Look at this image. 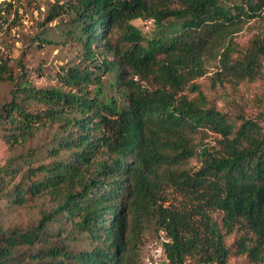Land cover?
Wrapping results in <instances>:
<instances>
[{
  "label": "trees",
  "instance_id": "1",
  "mask_svg": "<svg viewBox=\"0 0 264 264\" xmlns=\"http://www.w3.org/2000/svg\"><path fill=\"white\" fill-rule=\"evenodd\" d=\"M12 3L0 0V22ZM61 15L80 52L57 84L14 77L0 57V81L14 85L4 142L52 133L0 164V199L55 204L26 229L0 224V264H140L149 228L164 238L162 264H263L264 109L234 116L212 92L264 82V0H52L47 20ZM246 27L257 30L242 44ZM40 150L49 160L35 164Z\"/></svg>",
  "mask_w": 264,
  "mask_h": 264
},
{
  "label": "rangeland",
  "instance_id": "2",
  "mask_svg": "<svg viewBox=\"0 0 264 264\" xmlns=\"http://www.w3.org/2000/svg\"><path fill=\"white\" fill-rule=\"evenodd\" d=\"M52 0H13L12 7L6 16L5 21L0 22V57L6 61L14 77H19L25 73L30 80L37 86H49L58 83L56 77L60 67L74 62L78 59L80 45L76 41L65 38V23L61 22L64 15L55 17L48 21V9ZM145 35H151L154 30V24L150 19L139 18L132 21ZM48 31L46 35L44 31ZM255 28H244L236 37L237 41L244 44L247 39L255 32ZM123 30L120 28L115 31V38L120 40ZM49 36L54 41L42 42L40 37ZM213 69L202 78L200 82L205 88L209 85L210 77L213 76ZM13 82L9 80L0 81V107L12 96ZM242 93L238 101L241 104L234 103L231 98L238 88H225L220 91H213L216 104L219 109L229 112L236 116L240 112L253 114L257 107L264 109V82H241L237 85ZM261 96V97H260ZM214 137L204 135L200 140L210 141ZM52 139L51 131L41 130L35 138L27 142L24 146L10 148L3 140L0 131V164L11 157L18 158L38 144H46ZM49 157L45 150H40L34 157V163L48 161ZM198 164V158H191L187 166L194 167ZM21 176L17 177L18 182ZM55 207L54 200L50 195H43L39 198H32L25 205H10L6 200L0 199V224L4 228H22L26 229L36 224L44 211ZM67 225V224H65ZM64 226V225H63ZM57 229L54 227L53 230ZM143 236V243L140 250V264H148L149 245L157 238V233L153 228L146 229ZM21 251H26L22 247ZM229 264H251L245 256H232ZM264 264V263H263Z\"/></svg>",
  "mask_w": 264,
  "mask_h": 264
},
{
  "label": "built area",
  "instance_id": "3",
  "mask_svg": "<svg viewBox=\"0 0 264 264\" xmlns=\"http://www.w3.org/2000/svg\"><path fill=\"white\" fill-rule=\"evenodd\" d=\"M163 236L154 239L149 245L148 264H162L164 261Z\"/></svg>",
  "mask_w": 264,
  "mask_h": 264
}]
</instances>
